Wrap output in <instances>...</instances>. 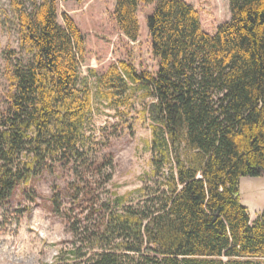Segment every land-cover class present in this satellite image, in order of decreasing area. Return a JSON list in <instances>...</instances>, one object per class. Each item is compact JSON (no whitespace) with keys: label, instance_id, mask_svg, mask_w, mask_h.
<instances>
[{"label":"trees","instance_id":"obj_1","mask_svg":"<svg viewBox=\"0 0 264 264\" xmlns=\"http://www.w3.org/2000/svg\"><path fill=\"white\" fill-rule=\"evenodd\" d=\"M59 1L82 2L11 3L20 51L5 53L0 211L41 174L69 170L74 207L64 214L60 194L52 200L75 238L59 264L264 258V212L251 224L239 190L242 177L264 176V0H229L231 19L214 35L184 0H116L112 17L134 42L139 8L155 4L147 26L158 67L119 60L90 70L94 88L81 72L85 35L67 14L59 23ZM104 110L112 135L151 122L152 175L129 195L109 189L114 160L99 157L109 143L96 125Z\"/></svg>","mask_w":264,"mask_h":264},{"label":"rangeland","instance_id":"obj_2","mask_svg":"<svg viewBox=\"0 0 264 264\" xmlns=\"http://www.w3.org/2000/svg\"><path fill=\"white\" fill-rule=\"evenodd\" d=\"M200 13L203 30L214 35L218 28L230 21L229 0H184ZM29 6V0H21ZM12 0H0V102L4 100L8 83L4 77L5 53L8 49L20 51L18 28L12 9ZM116 0H82L58 3L59 23L64 25L63 15L72 17L86 38L87 53L81 72L92 88L95 79L90 70L103 73L119 60L132 62L139 70L155 72L158 63L152 54L151 38L147 18L154 12L155 4L139 8L140 38L134 42L123 35L115 23L112 13ZM113 112L104 110L97 118L99 129L105 128L108 145L99 153L104 159L114 160L111 191L119 195L136 192L150 181L152 154L148 142L152 138L151 122L135 119L132 130L112 135L116 124L111 119ZM135 118H140L134 113ZM121 129V127H120ZM119 129V130H120ZM104 134L103 131H101ZM103 139V138H102ZM104 140V139H103ZM69 170L58 169L54 173H43L28 187L19 188L0 211V264H59L62 250L71 249L75 240L67 219L57 215L53 198L60 194L62 211L69 208ZM239 190L242 204L248 208L253 224L264 212V176L242 177ZM135 193L132 198H138ZM77 210V209H76ZM79 212V211H77ZM76 212V213H77ZM243 262L264 264V258H242ZM225 263L228 259H223Z\"/></svg>","mask_w":264,"mask_h":264}]
</instances>
